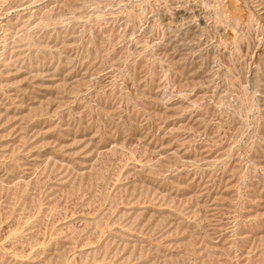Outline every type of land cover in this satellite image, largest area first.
I'll return each instance as SVG.
<instances>
[{"label": "rangeland", "instance_id": "374dc122", "mask_svg": "<svg viewBox=\"0 0 264 264\" xmlns=\"http://www.w3.org/2000/svg\"><path fill=\"white\" fill-rule=\"evenodd\" d=\"M0 264H264V0H0Z\"/></svg>", "mask_w": 264, "mask_h": 264}]
</instances>
